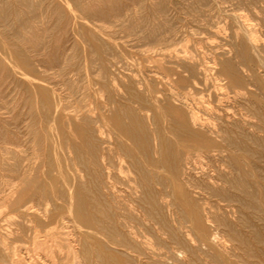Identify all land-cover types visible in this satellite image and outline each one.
<instances>
[{"label": "bare ground", "instance_id": "obj_1", "mask_svg": "<svg viewBox=\"0 0 264 264\" xmlns=\"http://www.w3.org/2000/svg\"><path fill=\"white\" fill-rule=\"evenodd\" d=\"M0 264H264V0H0Z\"/></svg>", "mask_w": 264, "mask_h": 264}, {"label": "rangeland", "instance_id": "obj_2", "mask_svg": "<svg viewBox=\"0 0 264 264\" xmlns=\"http://www.w3.org/2000/svg\"><path fill=\"white\" fill-rule=\"evenodd\" d=\"M143 54H145L144 52H140L138 55L137 54H133V57H129L128 58V63H133L134 61H135V57L137 58V59H142V60H146V54L145 55H143ZM132 58V59H131ZM134 60V61H133Z\"/></svg>", "mask_w": 264, "mask_h": 264}]
</instances>
